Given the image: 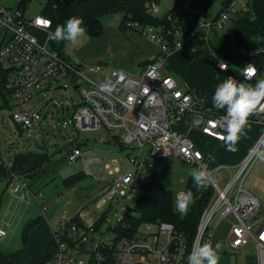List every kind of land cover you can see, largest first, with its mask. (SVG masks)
Listing matches in <instances>:
<instances>
[{"label": "built area", "instance_id": "obj_1", "mask_svg": "<svg viewBox=\"0 0 264 264\" xmlns=\"http://www.w3.org/2000/svg\"><path fill=\"white\" fill-rule=\"evenodd\" d=\"M159 1L147 0L144 10L165 23L125 24L158 47L155 58L138 73L86 62L74 54L62 56L49 46L52 32L49 18L41 14L26 18L18 7L5 8L0 4V68L11 93L10 118L18 128L27 133L38 126L41 115L30 114L24 108L34 93L45 96L54 89H69L79 96L77 101L71 98L69 122L82 131L112 132L116 143L128 149V170L114 158L103 161L91 156L84 160V174L91 175L88 166L98 164L102 173L99 178L107 186L84 202L76 214L60 216L52 229L55 249L44 264H188L187 257L196 247L206 242L215 245L212 230L227 219L229 250L252 244L256 264H264V215L260 213L257 197L243 186L264 151V108L258 106L252 113L263 124V130L240 161L212 167L210 158L177 125L190 121L204 135L223 141L220 136L227 131L225 109L197 99L181 89L172 76L160 73L162 60L171 52L208 43L213 30L226 29L238 14L248 10L250 0H231L211 19L206 18V10L198 0H172L168 12L157 16ZM30 27L43 32L44 43L36 40L29 32ZM215 62L219 70L229 69L224 59L215 58ZM248 64L240 68L238 81L251 83L257 74L259 68L252 64L256 71L245 79ZM105 79L115 82L111 94L101 92L98 87ZM87 152L81 143L71 142L66 147L67 163H75ZM168 156H177L206 173L201 184L210 190V197L192 240L169 222L135 223L133 207L127 205L132 202L133 206L142 185L141 173L154 169L156 159ZM26 188V182L18 181L14 191ZM186 193L177 190L174 194L176 211L181 214L190 205L179 206ZM18 200L24 201V195ZM40 210L43 215L45 206L41 205ZM214 217L217 222L211 224ZM8 225L0 220V240L7 235Z\"/></svg>", "mask_w": 264, "mask_h": 264}, {"label": "crops", "instance_id": "obj_2", "mask_svg": "<svg viewBox=\"0 0 264 264\" xmlns=\"http://www.w3.org/2000/svg\"><path fill=\"white\" fill-rule=\"evenodd\" d=\"M3 7L11 8L7 6ZM32 30L41 31L36 28H32ZM124 30L126 31L121 35L124 40V52L117 54L116 57L112 56L111 61L106 60V54L105 56H100L99 54L103 45L100 44V39L102 38L101 35L104 33L103 30L99 37H87L84 44L79 46L74 53L86 62L104 63L108 66L116 67L128 72H134V66L137 64V71L140 72L146 62L155 58L158 52V47L156 43L147 37L140 35L137 31L129 29ZM138 46H142V50H139V48H137ZM196 47L197 46H193L184 50L171 52L166 60L171 57L181 59V65L177 64L176 69H178V71L175 69V72L181 78L184 88L191 92L197 99L208 104H213L211 96L217 83L226 79L228 76L237 79L241 67L236 63L231 62L228 63L229 69L221 71L216 66L215 58L211 49L208 50ZM69 48L65 45V51L68 54L73 55V53L69 51ZM184 62L186 63L184 64ZM184 66L187 68L184 69ZM260 78H264V63L259 67V70L251 83L254 84L256 80ZM10 105L11 101H9V108L4 105L3 97L0 94L1 118H3V115L1 116V114L6 111L9 112L10 116ZM193 128L196 127L190 121H184L177 125V129L190 138L196 147L199 149L202 147L204 151H206L205 153H209V158L221 162L222 164L220 165H235L244 156L249 146L258 138L263 130V124L260 121L255 120L254 115L251 113L248 117V125L240 136L235 151L226 150L224 141H218L201 132L202 137L208 139L210 144L214 145L212 147L206 146L205 143L198 141L195 137L192 138L191 132L193 131ZM29 133L30 132H22L18 128V135L21 138V141L9 145V155L6 157V161L2 159L3 157H1L0 153V220L9 224L7 226V235L1 240L6 239L8 235H10L8 240H10V238L11 240H14V238L17 237V233L20 234L21 239L23 228L32 220L38 217L41 218V221L29 232L28 246H22L18 251L15 250L10 254L4 255L2 253L6 261L18 264H27L42 254L44 248L51 243L52 229L57 225L60 216L63 213L68 215L76 214L77 210L84 202L102 193L107 186V182L99 178L102 174L101 172L94 174L88 169L91 175H86L83 171H72L69 176L80 173H83L84 176L74 183L66 184V179L69 177L67 176L62 181V187H58L56 180L66 169V151L64 149H56L49 153L46 148L43 149L42 147H40L42 149L38 150L36 149V146L25 140L26 136H30ZM101 143H106V141L104 140V142ZM214 147H217V152L213 156V154H210V151ZM262 153H264V151ZM84 159L85 156L78 160L82 161V164L84 165ZM250 173L251 171L247 174L243 186L246 190L257 197L261 209V202L264 201V173L263 170L257 171L255 172L254 179L248 180ZM85 175L87 177H85ZM18 181L26 182L27 188L22 191H14L15 184ZM53 185L57 191L56 196L50 193ZM21 194L24 195V201L18 200ZM37 195H40L38 196L39 198L35 197ZM33 202L37 204L40 212L34 207L29 208L31 204H34ZM57 203H62V206L64 205V207L62 209L57 207L52 209L55 213H59V216L51 222L48 219V206H53ZM41 205H44L46 208L43 215L40 210ZM260 213L261 215H264V210H260ZM53 214L54 213H50L51 216ZM220 243L222 247L219 250L218 264H229V256L227 255L235 251L231 252L229 250L226 239ZM249 245L253 246L252 244H248L239 248L238 252L242 251V249H245V247H248ZM241 255L244 258L246 257L245 252H242ZM238 264H256V257L247 258L245 261L240 260Z\"/></svg>", "mask_w": 264, "mask_h": 264}, {"label": "rangeland", "instance_id": "obj_3", "mask_svg": "<svg viewBox=\"0 0 264 264\" xmlns=\"http://www.w3.org/2000/svg\"><path fill=\"white\" fill-rule=\"evenodd\" d=\"M225 1L226 0H209L208 6L206 8V18L211 19L217 12H219ZM16 2L17 0H0L1 5L11 8L16 6ZM43 2H44L43 0H35L31 2L26 7L24 11V16L26 18H32L33 16L39 14L40 9L43 6ZM172 5H173L172 0H160L158 4L159 8H158L157 16L165 15L168 12V10L172 7ZM101 22L103 25L104 33L101 35L102 38L100 39V44L103 45L99 51V54L100 56H105L106 54L107 56L106 60L111 61L112 56L116 57L117 54L124 52V42H123L124 40L121 37V35H123V32L126 31L124 29H129L133 31L135 29L126 28V26L125 28L122 29L121 14L104 15L101 18ZM124 24H126V22H124ZM29 29H30L29 32L36 37V40L39 43H44L45 39L43 32L33 31L32 28ZM215 33H217L219 39L217 40L212 39V41L214 45L218 48L219 53L225 54V50L222 49L221 43L223 41H226V43H228L229 46H232V42L226 36L227 35L226 30L224 29L219 31L213 30L210 39L214 38ZM87 37L88 36L84 34L82 37L79 38L78 42L72 43L69 41H65V45L67 48L70 47L69 51L74 55H76L74 52L79 46L84 44ZM137 48H139V50H142L143 47L138 46ZM196 48L210 50L208 43L203 45L201 44L197 45ZM180 63H181V59H176L173 57H171L168 60L163 59L162 67L160 68V73L163 75L164 74L171 75L178 84V86L181 89H185L184 86L182 85L181 78L175 72L177 64L181 65ZM185 63L186 62H184V64ZM134 67H135V71L131 73H138L139 71H137L138 70L137 64ZM185 68L187 67L184 66V69ZM176 70L178 71V69ZM63 84L64 83H62L61 86ZM43 93H46V91ZM71 98L73 99V101L79 100L78 93L75 92L74 90L70 91L69 89L67 90L54 89L53 91L47 93L45 96H43L42 93H34L33 96L30 98V100L25 104L24 108L30 114L33 112H38L41 115V119L38 122V126L36 130L30 132L29 133L30 136L29 137L26 136L25 140H27L30 144L36 146V149L38 150L42 148L43 149L46 148L49 151V153L56 149L58 150L64 149L66 151V147L70 145L71 142H79L82 144L83 150L89 151L84 155L85 159L91 156L101 158L103 159V161L114 158L117 159L118 161H121L122 165L124 166V169L128 170L130 168V163L127 160L128 149H125L120 144L116 143L115 141L116 139L113 137L112 132L106 130H102L101 133L95 131H82L79 130L74 124L69 122V117L72 108ZM1 116L3 118L0 117V153H1V157H3L2 159L6 161L7 160L6 157L9 155L8 154V147H10L9 145L15 144V142H20L21 138L18 135V128L16 124L11 120L9 116V112L8 111L3 112ZM196 128H193V131L191 132L192 138L195 137L198 141L205 143L206 146L208 147L214 146L210 144L208 139L203 138L201 131L198 129V127ZM101 138H103L106 141V143H101ZM200 149L199 150L203 153L204 156L209 157L208 156L209 153H205L206 151H204L202 147ZM210 152H211L210 154L211 155L213 154L214 156L217 152V147H214ZM80 160L76 161L75 163H70V164H68L67 162L65 163L66 169L61 173L60 177L56 180V184L58 187H62L63 179L69 176L72 171L75 172L84 171L82 161ZM155 163L156 166L154 169L150 171H143L141 173L140 183L144 184L152 180H156L162 182L168 189H170L173 192H176L177 190H184L186 180L189 179L190 177L193 178L190 175L191 170L196 169L195 166L183 162L177 156L158 158L156 159ZM220 164L222 163L218 162L217 160L216 161L212 160L210 158V165L212 167L219 166ZM88 169L94 174L100 173L99 165L96 163L90 164L88 166ZM260 170H263L264 173V153L260 154L259 158L252 166L250 170L251 173L248 176V180L254 179L255 172ZM222 173L223 172L221 171L219 172L218 175L221 176ZM85 177L87 176L85 175ZM54 185L52 186V191L50 193L56 196L57 191ZM33 203L34 204L31 203L30 204L34 206L30 205L29 208L34 207L35 209L38 210L37 204L35 202ZM127 205L132 209L133 207L132 202H128ZM48 207H49L48 219L51 222H53L55 219L58 218L59 213L57 212L55 213L52 209L55 207L62 209L64 205L62 206V203H57L54 204L53 206L51 205ZM260 210L261 211L264 210V201L261 202ZM50 213H54V214L51 216ZM227 220H221L219 223H217L215 229L212 230V239L215 243L217 241L222 242L227 238V230L229 227V223L227 222ZM216 222H217V218L214 217L211 224H215ZM9 236L10 235H8V237L4 240H0V250L4 255L10 254L15 250L18 251L22 247L19 233H17V237L14 238V240H11V238L10 240H8ZM242 252L246 253L245 258L241 255ZM227 256H229V264H238L240 260L245 261L247 258L256 257V252L254 250V247L249 245L248 247H245V249H242V251L238 252L237 250L233 253H230Z\"/></svg>", "mask_w": 264, "mask_h": 264}, {"label": "trees", "instance_id": "obj_4", "mask_svg": "<svg viewBox=\"0 0 264 264\" xmlns=\"http://www.w3.org/2000/svg\"><path fill=\"white\" fill-rule=\"evenodd\" d=\"M33 1L35 0H17L16 7L24 12L26 7ZM43 1V6L39 14L50 19L51 31H54L57 25H63L72 16L83 18L86 27L85 35L90 38L101 35L103 30L101 18L107 14H121L122 29L125 28L124 22L128 21H137L144 25L165 23V20L162 18L148 15L145 12L144 3L147 0ZM198 1L201 7L206 10L209 0ZM230 1L226 0L224 4ZM224 30H226V36L232 42V46H229L226 41H223L221 47L225 50V54H220L218 48L212 41V39H219L217 33H215L214 38L208 41V46L215 58H222L227 63L234 62L240 67L252 63L259 68L264 63V0H250L248 10L238 14ZM49 46L58 51L62 56H66L65 40L61 39L57 41L50 38ZM5 85L6 76L0 68V94L3 97L4 105L9 108L11 93ZM83 176V173L69 176L66 179V184L74 183ZM184 188L185 191L192 193V201L190 202L188 210L181 214L175 208V192L168 189L162 182L156 180L142 184L136 193L133 203L135 223L169 222L178 231L186 235L189 240H192L200 214L209 200L210 190L204 188L201 183L198 185L191 177L186 180ZM40 221L41 218L38 217L23 228L21 233L23 247L28 246L29 232ZM54 249V244L52 242L49 243L41 255L27 264H44L52 255ZM0 264L18 263L6 261L0 250Z\"/></svg>", "mask_w": 264, "mask_h": 264}, {"label": "clouds", "instance_id": "obj_5", "mask_svg": "<svg viewBox=\"0 0 264 264\" xmlns=\"http://www.w3.org/2000/svg\"><path fill=\"white\" fill-rule=\"evenodd\" d=\"M86 32V27L82 17H69L63 25H57L54 31L49 33L53 40H65L72 43L78 42ZM256 69L252 64H248L245 69V79H248ZM99 89L103 93L111 94L115 88V82L105 79L99 84ZM211 101L217 108H223L227 114V131L220 136L224 141V146L228 151H235L237 142L244 129L248 125V117L257 107L264 108V78L256 80L254 84L238 81L232 76L217 83ZM190 175L199 185L206 173L200 169H192ZM192 201V193L189 191L184 198L179 201L180 207H186ZM222 245L219 241L213 245L210 242L196 247L187 257L188 264H218L219 250Z\"/></svg>", "mask_w": 264, "mask_h": 264}]
</instances>
